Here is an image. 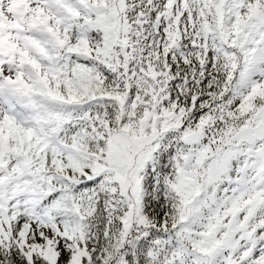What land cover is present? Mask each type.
Returning <instances> with one entry per match:
<instances>
[{"label":"snow or ice","instance_id":"1","mask_svg":"<svg viewBox=\"0 0 264 264\" xmlns=\"http://www.w3.org/2000/svg\"><path fill=\"white\" fill-rule=\"evenodd\" d=\"M0 264H264V0H0Z\"/></svg>","mask_w":264,"mask_h":264}]
</instances>
